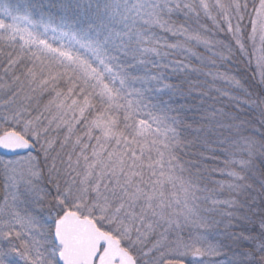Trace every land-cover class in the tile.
Returning <instances> with one entry per match:
<instances>
[{"label":"snow or ice","instance_id":"snow-or-ice-1","mask_svg":"<svg viewBox=\"0 0 264 264\" xmlns=\"http://www.w3.org/2000/svg\"><path fill=\"white\" fill-rule=\"evenodd\" d=\"M0 264H264V0H0Z\"/></svg>","mask_w":264,"mask_h":264}]
</instances>
